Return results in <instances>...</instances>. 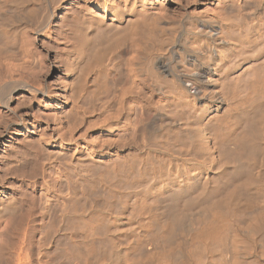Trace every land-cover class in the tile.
<instances>
[{
  "label": "bare ground",
  "instance_id": "6f19581e",
  "mask_svg": "<svg viewBox=\"0 0 264 264\" xmlns=\"http://www.w3.org/2000/svg\"><path fill=\"white\" fill-rule=\"evenodd\" d=\"M55 1L34 25V0H0V36L51 31ZM91 3L102 17H82L74 66L84 72L96 65L88 87L95 95L109 90L115 77L116 88H125L126 77L138 83L130 72L143 67L146 77L128 98L140 104L132 137L107 152L103 163L78 174L81 190L67 178L65 196L55 190L63 179L58 169L52 175L55 163L35 169L32 175L42 177L36 190H51L39 205L22 204L28 215L11 232L15 248L7 247L2 262L50 264L49 249L31 248L26 226L34 216L53 223L61 211L83 225L88 253L98 239L112 248L110 263L104 260L108 254L101 259L107 264H264V0H215L208 6L214 15H187L179 23L173 22L174 11L167 16L149 3L140 9L106 0ZM131 32L136 38L125 46ZM5 86L6 107L20 87L43 91L25 81ZM124 103L118 113L129 116L134 108ZM133 148L139 152L126 153ZM29 153L25 166L33 170L44 155ZM97 188L102 198L81 212ZM77 240V234L66 235L52 248L67 249ZM99 250L93 251L102 255Z\"/></svg>",
  "mask_w": 264,
  "mask_h": 264
},
{
  "label": "rangeland",
  "instance_id": "374dc122",
  "mask_svg": "<svg viewBox=\"0 0 264 264\" xmlns=\"http://www.w3.org/2000/svg\"><path fill=\"white\" fill-rule=\"evenodd\" d=\"M50 1L34 0L36 11L31 14L36 19H34V25L37 24V19L45 14L48 6L50 9L55 5L51 3L55 0ZM214 1L106 0V2L119 4L124 9L131 6L140 9L149 3L153 7H162L167 16H171L172 11L180 10L178 14L173 12V22L177 23L182 22L187 15L192 18L214 15L213 12L216 11L212 12L208 9V6L215 5ZM55 2L57 6L50 19L51 31L39 33L28 29L24 33H16V37L7 36L6 38L2 34L0 36V264H5L2 259L7 247L13 245L15 248V242L10 238L11 232L18 228L21 221H24L25 214L26 217L28 215L22 210V204H29L31 207L39 205L41 197L48 195L51 190L45 187L36 190L34 183L42 182V177L32 175L35 169L41 170L43 164L55 163V167L52 165L54 167L51 171L52 175H57L58 170L61 174L63 173L59 187L55 188V190L59 189L57 195L65 196L67 193L65 190L67 178L74 189L81 190L84 184L81 181L77 184L78 174H83L89 168L103 163L107 160L105 157L107 152L115 151L114 148L125 144L132 137L135 113L138 112L140 104L128 99L131 97L129 93L136 92L139 80L146 77L143 67L135 65L130 75L131 78L137 77L138 83L134 84V79L127 80L126 77L123 79L126 83L125 88L121 89V84L116 88L117 77H115L109 90L95 95L88 87L94 77L93 69L96 65L92 64L84 72L74 66V63L79 60L75 38L80 34L81 28L83 30L84 15L96 13L97 16L102 17V12L93 8L94 4L91 0H56ZM76 16L78 19H75ZM184 31L180 29L179 32L183 34ZM181 33L173 41V46L181 41ZM133 37L136 38V35L133 32L129 33L125 46L129 45ZM117 51H112L110 55ZM130 55L126 56L130 57ZM113 75L116 76V72L113 71ZM16 80L25 81L35 88L41 87L43 91L31 93L28 89L20 87L12 92L10 104L6 107L3 100L9 96V90L3 91V87L7 88L5 84L16 82ZM124 100H126L125 107L134 108L129 116L118 113L119 104ZM62 136L66 138L64 143L61 140ZM71 138L73 140L69 141ZM112 148L113 150H110ZM138 148L130 149L126 153H138ZM29 152H42L44 155L39 165L33 170L25 166L31 158ZM126 153H120V156L123 157ZM205 154L202 155L203 158ZM206 157L204 159H209L208 155ZM46 180L53 183L49 177ZM101 193L97 188L93 194L87 196L84 201L86 205L82 203L85 205L84 211L81 212H88L90 210L88 207L90 205L92 207L95 201L102 198V195H99ZM96 194L99 198L92 200ZM58 216L53 223H49L48 219L33 217V221L26 226L32 240L31 248L33 247L36 251L41 248L49 249L47 261L50 264H95L98 259H103L102 256L105 254L110 257L107 255L108 257H104V260L106 258L107 263H110L113 258L111 255L114 253L110 250V246H108L109 249L107 248V243H103L104 240L100 241L102 244L99 239L98 242L95 241L93 250L96 249L98 252L101 248L99 245L103 248L105 245L108 249L107 253L103 248L101 249L105 253L99 250V253H103L102 255L92 250V254L95 253L92 258L91 252H87L86 244L82 241L81 222L71 221L69 214L62 217L61 211L58 212ZM71 234H77V241H79L77 245L67 249L66 247L52 248L55 239H64L66 235L69 237ZM46 243H49L47 248ZM97 243L98 247H96ZM96 254L101 258L96 260ZM100 260H98L99 264L103 262ZM106 261L101 264H105Z\"/></svg>",
  "mask_w": 264,
  "mask_h": 264
}]
</instances>
